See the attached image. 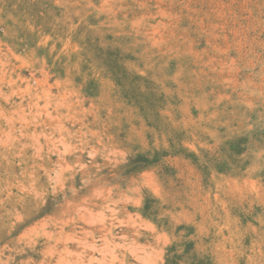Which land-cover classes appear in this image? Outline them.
I'll list each match as a JSON object with an SVG mask.
<instances>
[{
  "label": "rangeland",
  "instance_id": "obj_1",
  "mask_svg": "<svg viewBox=\"0 0 264 264\" xmlns=\"http://www.w3.org/2000/svg\"><path fill=\"white\" fill-rule=\"evenodd\" d=\"M0 264H264V0H0Z\"/></svg>",
  "mask_w": 264,
  "mask_h": 264
}]
</instances>
